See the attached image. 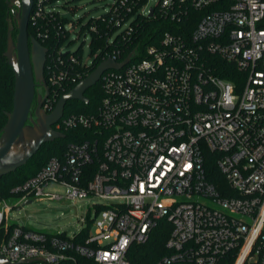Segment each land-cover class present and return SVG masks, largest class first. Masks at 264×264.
<instances>
[{"label":"built area","instance_id":"obj_1","mask_svg":"<svg viewBox=\"0 0 264 264\" xmlns=\"http://www.w3.org/2000/svg\"><path fill=\"white\" fill-rule=\"evenodd\" d=\"M60 1L33 0L29 24L43 42L67 40L68 26L76 25L58 10ZM148 23L166 27L138 50ZM84 26L90 49L98 40L104 49L90 50L85 62L84 39L80 56L64 43L50 56L48 113L67 84L77 86L106 60H130L102 74L95 113H64L53 126L90 136L17 187L15 206L0 201V228L15 225L0 257L12 264H134L133 247L166 222V253L153 264H264V0H114ZM98 58L85 78L74 70ZM218 60L233 69L234 81L216 74ZM212 155L219 187L206 169ZM89 199L105 203L94 204V216L81 219L86 227L71 237L7 222L29 200Z\"/></svg>","mask_w":264,"mask_h":264},{"label":"water","instance_id":"obj_2","mask_svg":"<svg viewBox=\"0 0 264 264\" xmlns=\"http://www.w3.org/2000/svg\"><path fill=\"white\" fill-rule=\"evenodd\" d=\"M6 3L9 9L17 5L19 11L15 17L7 18V48L4 56L13 70L15 87L13 108L11 112H6L7 122L0 132V178L23 169L45 144L64 139L66 135L55 131L53 126L64 116L67 102L80 100L87 104L89 100L85 94L97 84L102 74L111 68L119 69L130 60L128 58L122 64L106 60L75 88L63 95L53 112L45 114L41 107L50 94L44 76L48 50L28 33L33 0H6ZM15 30L18 32L16 40L12 35ZM37 82L43 85L46 94L39 99L38 120L34 121L30 114ZM29 204H32L31 200L24 202L17 210L20 211ZM0 264L12 263L0 257Z\"/></svg>","mask_w":264,"mask_h":264},{"label":"trees","instance_id":"obj_3","mask_svg":"<svg viewBox=\"0 0 264 264\" xmlns=\"http://www.w3.org/2000/svg\"><path fill=\"white\" fill-rule=\"evenodd\" d=\"M56 1V0H52ZM10 15V9L7 6L6 0H0V132L7 122L6 112H11L13 108V94L15 87V77L12 68L8 65L7 59L4 56V53L7 48V31H8V21L7 18ZM165 25L160 23L145 24L141 30V39L138 42L142 41L144 44L138 46V50H143L145 44L150 42V38L154 35H160L165 28ZM17 31V30H16ZM13 32V37L14 33ZM29 36L35 37L41 44L44 46L49 53L48 60L44 69V76L47 79V65L50 62V56L57 53L59 47L64 43L63 39L60 41L57 40H48L43 42L41 39L37 38L35 29L31 24L28 26ZM16 40V38H15ZM83 45V44H82ZM98 49H104V42L98 40L97 43L91 48V55H94ZM82 46L76 51V55L80 56ZM101 62V59L94 60V64L90 67H82L80 64L75 65L74 70L80 73L85 78L87 73H91L96 66ZM231 69V67H230ZM229 72V68L224 62L218 60L216 74L230 81H234V77ZM75 84H67L64 89L59 91V99L70 92L75 88ZM50 92L52 93V88ZM86 97L89 102L86 104L80 100H70L67 102L65 107V115L71 113L77 114H93L96 112L99 104L101 102V86L100 83L90 88L86 92ZM66 137L64 139H58L52 143L45 144L41 150L38 152L37 156L34 158L35 161L27 167V169H21L16 171L11 175L4 176L0 178V201L11 202L13 200L18 203L22 194L15 192L14 190L17 187L23 185L27 180L34 177L42 168L53 158L62 160L67 148L71 143H80L90 136V133L84 129H76L68 132H64ZM211 155V154H210ZM96 162H93L91 166L95 167ZM206 169L209 174V178L212 182L215 183L217 187L221 186L223 183L222 175L219 173L217 165L215 163V155L210 156L207 159ZM15 225H10L8 227L2 226L0 228V246L4 240H6L14 229ZM88 230L83 232V236L87 235ZM171 233V225L169 223H161L152 233L150 240L141 246L133 247V258L132 262L134 264H153L156 262L159 257L163 256L166 253L165 244Z\"/></svg>","mask_w":264,"mask_h":264},{"label":"rangeland","instance_id":"obj_4","mask_svg":"<svg viewBox=\"0 0 264 264\" xmlns=\"http://www.w3.org/2000/svg\"><path fill=\"white\" fill-rule=\"evenodd\" d=\"M114 0H61L58 4L60 13L68 18L70 22H75V26H68L73 29L69 38L64 41V51L75 52L84 43V60L89 62L90 39L91 36L86 26L91 18H96L105 14ZM157 0H151L154 5ZM16 31V30H15ZM18 32L14 33V40ZM13 35V33H12ZM36 159V158H35ZM35 159L24 167L27 169ZM53 190L64 193L65 189L54 186ZM104 204L100 199H89L85 201L57 202V201H33L32 204L24 206L20 211L13 208L7 215L8 224L25 226L28 229L47 234L65 233L71 237L75 233L86 227V223L81 221L94 216V204ZM10 206H15L16 201L9 202ZM21 206V205H20ZM18 208V207H17Z\"/></svg>","mask_w":264,"mask_h":264},{"label":"flooded vegetation","instance_id":"obj_5","mask_svg":"<svg viewBox=\"0 0 264 264\" xmlns=\"http://www.w3.org/2000/svg\"><path fill=\"white\" fill-rule=\"evenodd\" d=\"M18 11H19L18 6L13 5L12 9H10V15H11L10 17L11 18L15 17L16 14L18 13ZM48 56H49V53H47L46 63L48 60ZM46 63H45V66H46ZM44 69H45V67H44ZM45 94H46L45 88L43 87V85L40 82H37L36 87H35V97H34V100H33L32 106H31V114H30V117L32 119H34V121L38 120L37 110H38L39 99H40V97H44ZM41 109L45 114H49L46 110H44V103H43Z\"/></svg>","mask_w":264,"mask_h":264}]
</instances>
